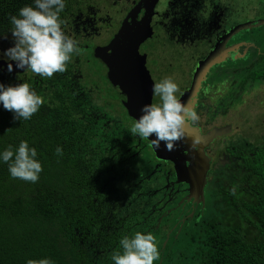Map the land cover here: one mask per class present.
<instances>
[{
    "label": "flooded vegetation",
    "instance_id": "af4514ba",
    "mask_svg": "<svg viewBox=\"0 0 264 264\" xmlns=\"http://www.w3.org/2000/svg\"><path fill=\"white\" fill-rule=\"evenodd\" d=\"M240 2L239 7L238 0H78L63 27L80 42L81 52L65 72L43 79L30 70L3 72L18 76L12 84L29 83L43 102L48 96L65 100L73 134H86V142L97 139L91 150L101 152L98 166L109 168L98 174L128 184L129 199L119 212L154 208L155 218L146 217L147 226L143 216L142 223L160 228L164 250L172 237L186 233L191 220L213 212L234 183L244 185L255 152L264 151V55L257 54L264 49V34L253 30L264 24L247 27L248 0ZM262 14L256 22L264 20ZM112 42L118 44L115 50ZM112 55L125 66L119 82L131 78L132 88L140 86L133 93L129 86L124 90L146 94L147 104L159 102L153 83L173 78L184 93L181 100L190 99L200 117L190 129L199 139L195 148L191 140L177 141L172 154L159 157L150 139L130 134L135 118L125 106L128 94L108 77L105 60ZM177 57L186 62L179 69ZM82 62L92 63L93 72ZM191 150L204 152L209 161L203 193L196 195H191V178L183 180L177 172L178 163L196 164ZM125 192L117 188L101 197L115 209L121 203L109 197Z\"/></svg>",
    "mask_w": 264,
    "mask_h": 264
},
{
    "label": "trees",
    "instance_id": "16d2710c",
    "mask_svg": "<svg viewBox=\"0 0 264 264\" xmlns=\"http://www.w3.org/2000/svg\"><path fill=\"white\" fill-rule=\"evenodd\" d=\"M77 1L66 0L63 20ZM30 3L0 0V32L7 33L8 17ZM263 11L264 0H248V13L258 17ZM8 36L0 39V52L12 46ZM13 80L18 76L11 79L0 71V82ZM47 99L26 121L14 120L12 112L0 106V150L11 145L14 151L26 140L36 148L43 169L38 181L30 183L11 178L7 164L0 163V264H26L44 257L54 264H113L111 254L121 251L119 239L136 231L155 236L160 259L154 264H264V151L255 152L244 185L234 183V194L224 192L213 212L191 220L186 233L172 237L164 250L160 228L146 229L142 223L143 216L145 222L146 217L155 218L154 208L119 212L129 199L128 184L98 174L109 168L98 166L101 152L91 150L97 139L86 142V134H73L65 100ZM57 146L62 156L55 155ZM117 188L126 192L117 199L109 197L121 203L113 209L101 195ZM125 217L130 219L124 221Z\"/></svg>",
    "mask_w": 264,
    "mask_h": 264
},
{
    "label": "clouds",
    "instance_id": "9594fccd",
    "mask_svg": "<svg viewBox=\"0 0 264 264\" xmlns=\"http://www.w3.org/2000/svg\"><path fill=\"white\" fill-rule=\"evenodd\" d=\"M66 0H31L30 4L18 8L8 17L10 29L0 32V39H8L11 34L12 46L0 52V59L6 64V71L30 70L42 79L52 78L54 73H63L73 56L80 55V42L64 30L65 21L61 13ZM264 55V49H257ZM264 84V82H261ZM258 85H253V90ZM152 93L159 98L158 103L144 104L141 115L129 128L130 134L140 138L154 136L152 143L159 148L164 142L165 149L173 151L180 145L177 141L191 140L195 148L199 139L192 136L190 129L200 117L190 106V99L182 101L184 93L172 77H163L152 85ZM43 103V98L27 82L5 84L0 82V106L13 114L14 120L31 119ZM55 155L62 156L63 149L57 146ZM0 163L7 164L9 176L25 182L36 183L42 172V164L37 159V150L21 140L13 151L11 145L0 150ZM233 194L235 188L230 190ZM121 251L111 254L113 264H154L160 259L156 238L151 232L136 231L119 239ZM26 264H54L51 258L26 260Z\"/></svg>",
    "mask_w": 264,
    "mask_h": 264
},
{
    "label": "water",
    "instance_id": "95a60500",
    "mask_svg": "<svg viewBox=\"0 0 264 264\" xmlns=\"http://www.w3.org/2000/svg\"><path fill=\"white\" fill-rule=\"evenodd\" d=\"M261 24H264V20L261 21H251L248 22L246 24L247 27L251 28L253 26H259ZM118 44H112L110 45V48H112L113 50H115V47ZM105 58V56H103ZM102 58V57H101ZM106 64L109 67V72H108V77L109 79L116 84L117 86H120L123 90L126 89V87L124 86H129L131 90V92L133 93V91H135L136 89H138L140 86H133V88L131 87V78H127V80L124 82V84L120 83L119 80H121L120 77V72H124L125 69L123 65H121L120 63H116L114 60L113 55L110 58H106L105 60ZM0 71L2 72H7L6 71V64L5 61L3 59H0ZM23 71L22 69H16L15 65L13 67V71L11 73L16 74L17 72H21ZM127 71H129V68L127 69ZM125 91V90H124ZM126 92V91H125ZM127 93V92H126ZM132 93H127L128 94V99L125 103L126 108L128 109L129 114L136 118H139V116L141 115L140 112V108L144 105L147 104L145 97L146 94H142V95H134ZM154 138V136H150L148 139L151 140L152 143V139ZM152 146L154 148V150L156 151L157 155L159 157H165L167 158L168 156H164V153H173V151H168L165 149L164 146V142H161V145L159 148H156L153 143ZM191 153V158L193 160L196 161V164L194 166H187L185 161H183L182 163H178L177 164V172L180 175V178H182L183 180H187L188 181V176L191 178L190 182L192 184V194H197V193H203V186H204V181H205V175H206V171L208 169L209 166V161L205 158V154L204 152L201 151H190ZM181 159V158H180ZM184 160V159H183ZM199 181H201L199 183Z\"/></svg>",
    "mask_w": 264,
    "mask_h": 264
},
{
    "label": "rangeland",
    "instance_id": "374dc122",
    "mask_svg": "<svg viewBox=\"0 0 264 264\" xmlns=\"http://www.w3.org/2000/svg\"><path fill=\"white\" fill-rule=\"evenodd\" d=\"M244 4L245 5H247L246 4V2H244ZM239 7L242 5V2H240L239 4ZM254 12L253 13H249V19L251 20V21H255L256 20V17H254ZM259 20V19H258ZM254 31H256V32H259L260 34H264V25H262V26H260V27H258V28H255V29H253ZM255 33V32H254ZM163 61H164V59H163ZM185 63L186 62H184V60H182V59H179L178 57H177V60H176V62H175V66H176V69H179L181 66H184L185 65ZM82 64H83V69L84 70H86V71H88V72H93V67H92V63H84V62H82ZM161 68V67H160ZM178 77L180 78V74L178 75Z\"/></svg>",
    "mask_w": 264,
    "mask_h": 264
}]
</instances>
